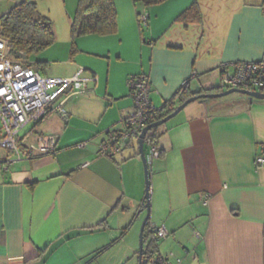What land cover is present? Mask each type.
<instances>
[{
	"label": "crops",
	"instance_id": "crops-1",
	"mask_svg": "<svg viewBox=\"0 0 264 264\" xmlns=\"http://www.w3.org/2000/svg\"><path fill=\"white\" fill-rule=\"evenodd\" d=\"M21 1L0 0V16ZM114 1L116 33L73 37L78 0H37L56 41L28 59L32 66L61 78L82 69L91 80L86 92L63 96L23 128L22 147L56 136L54 152L18 158L0 148V264L106 257L104 264H127L113 246L144 218L138 138L100 153L108 131H125L133 113L127 82L149 76L152 103L153 94L161 108L188 79L192 93L215 89L224 67L264 61V0ZM141 14H148L147 32ZM212 99L189 103L160 127L163 154L149 165L150 192L169 235L157 251L180 264H264V166L256 164L264 157V99Z\"/></svg>",
	"mask_w": 264,
	"mask_h": 264
},
{
	"label": "built area",
	"instance_id": "built-area-1",
	"mask_svg": "<svg viewBox=\"0 0 264 264\" xmlns=\"http://www.w3.org/2000/svg\"><path fill=\"white\" fill-rule=\"evenodd\" d=\"M144 25L149 22L148 14L141 16ZM234 70L223 68L219 86L226 89H260L264 86V62H236ZM91 79L79 70L71 78L46 76L22 59L14 57L7 39L0 37V119L3 127L0 133V146L17 154L32 156L37 152H54L56 136H44L35 145L22 147L23 140L19 132L31 120L39 121L46 114L49 106L60 98L65 99L71 94L84 93ZM93 80H95L93 78ZM131 95L134 101L133 113L126 120L125 131L109 130L107 139L102 143L100 153L110 155L120 152V143L126 138L139 137L142 129L155 119L158 113L152 104L151 80L146 74H139L129 80ZM64 96V97H63ZM61 110V109H60ZM66 117L67 114L61 111ZM159 157V150L151 145L147 156L149 165ZM257 166H264V157L256 159ZM156 241L168 237L165 226L153 229ZM182 259L173 253L169 256L156 255L150 264H180Z\"/></svg>",
	"mask_w": 264,
	"mask_h": 264
},
{
	"label": "trees",
	"instance_id": "trees-1",
	"mask_svg": "<svg viewBox=\"0 0 264 264\" xmlns=\"http://www.w3.org/2000/svg\"><path fill=\"white\" fill-rule=\"evenodd\" d=\"M133 1L135 3H141L146 7H150L157 4H161L167 0ZM190 12H194V8H192L188 14H190ZM142 15L143 14L139 15V21L141 23V26L143 24L141 19ZM117 16V8L115 6L114 0H78V6L73 16V21L71 25L72 36L76 37L78 35H85L89 33H97L100 35L114 34L118 30ZM0 37H3L8 40L11 45L14 57L24 60V62L31 66L33 64L28 59L32 55L48 49L56 41L53 21L39 11L37 0H23L20 3L16 4L7 13L0 16ZM262 62L264 61H258V63ZM35 65L39 66L40 64L38 62L35 63ZM227 68L229 70L228 66ZM232 68V70H234V67ZM190 82V79L186 80L179 89L175 97H180L178 102H176V99L173 98L171 100L165 101L164 105L161 108L155 107L158 113L155 115V119L151 120L149 123L155 122L169 115L181 103L186 101L191 96L200 93L222 92L225 90L223 87L218 86V88L215 89L203 90L201 92L192 93ZM258 90L264 92V86ZM161 126L153 128L148 132L146 136L145 149L147 143L152 146L157 145V140L162 135L160 129ZM115 131L121 132L118 130ZM133 138L138 137L132 136L126 138L124 141ZM161 153L163 154L162 150H159V156L162 155ZM148 228L149 223H147L144 232L143 264H150V262L157 255L158 252L156 239H152L150 244L148 246H145L146 238L149 234ZM150 232L153 233V230H151ZM108 248L109 247L103 248L98 254L102 253Z\"/></svg>",
	"mask_w": 264,
	"mask_h": 264
},
{
	"label": "water",
	"instance_id": "water-1",
	"mask_svg": "<svg viewBox=\"0 0 264 264\" xmlns=\"http://www.w3.org/2000/svg\"><path fill=\"white\" fill-rule=\"evenodd\" d=\"M233 93H240L245 96H249L252 99L256 100H263L264 99V92L259 91V90H248V89H243V88H231V89H226L222 92H215V93H200L197 95H194L190 98H188L186 101L181 103L172 113L169 115L165 116L164 118L157 120L155 122L149 123L146 125L142 131L139 134L138 137V143H139V153L142 158L143 164H144V169H145V177H146V188H145V196L144 200L146 201L145 209L147 211V214L144 218L142 228H141V233H140V243H139V251H138V264H143V254H144V232L146 225L149 221L150 214H151V193H150V166L148 163L146 151H145V143H146V136L148 132L156 127H159L166 122H168L170 119L173 117L177 116L189 103L198 100V99H203V98H218V97H224Z\"/></svg>",
	"mask_w": 264,
	"mask_h": 264
},
{
	"label": "rangeland",
	"instance_id": "rangeland-1",
	"mask_svg": "<svg viewBox=\"0 0 264 264\" xmlns=\"http://www.w3.org/2000/svg\"><path fill=\"white\" fill-rule=\"evenodd\" d=\"M147 26L148 25L142 24V27H144V30H146V32L148 31ZM42 53L43 52H39V53L34 54V58L35 57L37 58V57L42 56ZM52 64H54V62ZM47 71H48L47 72L48 75H53V76L55 75V73L50 72L49 69H47ZM128 82H127V88H128L129 94H130L131 93V90H130V86H129ZM78 94H83V93H78ZM239 95L240 94H238V93H233V94L227 95V97L230 100H234V99L236 100V98H238ZM129 97L131 98V100L133 102V97H132L131 94L129 95ZM150 97H151V94H150ZM224 97H226V96H224ZM224 97L213 98L212 100H220V99H222ZM152 98H153V101H154L155 105H157L158 104L157 99L154 97L153 94H152ZM205 99H210V98L198 99L197 101L205 100ZM2 127H3V123H2V120L0 119V133H2ZM19 137H21V138L24 137L23 129L19 133ZM0 148H3V147L0 146ZM149 177H150V173H149ZM150 183H151V179H150ZM144 185H146L145 171H144ZM164 212L165 211H161V210L160 211L159 210L157 211V210L153 209V206H152V197H151V219H150L151 221H150V224H151L152 228L151 229H150V227L148 228L149 229V235L146 238L145 246H148L150 244L151 239H155L154 233H152L150 231L153 230L156 227H160V226L163 225V223L161 221H157L156 219H157V217H158L159 214H164ZM143 213H144V218H145V216L147 214L146 209L143 210ZM144 218H143L142 222L138 223V225L135 226L132 231H130L129 233H127V235L124 238H122L121 240H119L113 246V248H114L113 250H116V252H120V255L122 254V256H126V258H128L127 259V264H138V260H139V258H138V251H139V243H140V233H141V228H142V224H143ZM165 240H166V238L165 239L158 240V241H156V244H158V245L160 244V246H162L164 244ZM162 252L163 253H166L168 251L164 252V250H162ZM158 254H159V252H157V255ZM106 262H108L107 257H106V259H104L103 261H101L100 264H104Z\"/></svg>",
	"mask_w": 264,
	"mask_h": 264
}]
</instances>
